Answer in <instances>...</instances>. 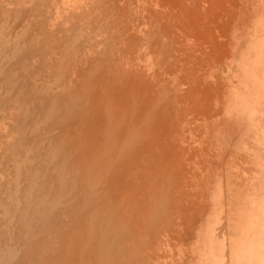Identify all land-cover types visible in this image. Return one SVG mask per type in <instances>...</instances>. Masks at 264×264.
Returning a JSON list of instances; mask_svg holds the SVG:
<instances>
[{
  "label": "rangeland",
  "instance_id": "1",
  "mask_svg": "<svg viewBox=\"0 0 264 264\" xmlns=\"http://www.w3.org/2000/svg\"><path fill=\"white\" fill-rule=\"evenodd\" d=\"M176 1L0 0V264H210V246L231 264L245 221L264 224V6L238 55L204 21L178 28ZM202 34L215 59L176 54ZM137 191L140 217L112 216Z\"/></svg>",
  "mask_w": 264,
  "mask_h": 264
},
{
  "label": "bare ground",
  "instance_id": "2",
  "mask_svg": "<svg viewBox=\"0 0 264 264\" xmlns=\"http://www.w3.org/2000/svg\"><path fill=\"white\" fill-rule=\"evenodd\" d=\"M263 2H264V0H177L176 4H177V11L178 12L176 13L174 18L175 19L177 18L178 28H180V25L182 27H185V28L187 27L188 28V25L190 26L196 21H201V22L204 21L205 23H207L206 27H208V29H209L210 26H213V28H215V32L218 31L220 33L219 40H221V38L223 39V37H224L225 40H221V41H223V43L226 44L229 47V51L231 53L235 54L234 51L236 50V53L239 55L240 52L242 51L241 49L248 43L245 40L244 35L242 34V30H243L244 27L249 26L248 23H247V20H248V22H252V20H251L252 16L255 15L259 11V8H261V6H264ZM137 5L139 6V4H137ZM68 10H69V8H68ZM205 10H206V16H204L205 15L204 14ZM146 12H147V10H146ZM152 12L153 11L151 10V14H154ZM256 16H257V14H256ZM255 19L256 18H254V20ZM143 28L146 29V26L143 27ZM193 28H195V27H193ZM195 29L197 30V28H195ZM139 30L141 31V29H139ZM204 30L205 29H203V31ZM188 31L189 30H187L186 32H188ZM190 31H189V33H190ZM199 31L200 30H197L196 32L199 34ZM196 32L194 33V35L195 34L197 35ZM206 32H209V30H207ZM203 33H205V32H203ZM203 36H205V35H203ZM214 36L217 37L218 35L217 36L214 35ZM205 37H207V39L210 38V40H211V45L209 43L210 46H207L208 48L205 47V46H204L203 49L199 48V46L197 47L196 45H194L195 42L193 40L192 41L193 44H191V45H193V47L196 46L197 50L194 49L195 47L193 48L191 46L193 48V50L192 49L191 50H188V49L186 50L185 49L184 52H183L184 44H181L180 40H177L176 46L178 48H176V50H175L176 54H179V56L182 55L183 60H185L186 62L195 61L196 63H200L201 65L205 64L206 62H209V60L215 59L216 55H215V53L214 54L211 53L212 52L211 49L214 48L215 40L218 41V39H217L218 37L216 39H215V37L214 38L210 37V35L205 36ZM257 37H258V35H256V34L253 35V38H251L250 41H252L253 39H256ZM174 40L175 39L172 40L173 43H174ZM189 40L190 39H188V41ZM185 41H186L185 43L188 45V42H187L186 39H185ZM190 41H189V44L191 43ZM206 41L208 43V40H206ZM197 42H200V41H197ZM201 44L202 43H200V45ZM203 44H205V43H203ZM198 45H199V43H198ZM171 46L173 47V44H170L169 47L171 48ZM209 48H211V49H209ZM252 50L253 51L256 50V46H254V48H252ZM144 51H146V50H144ZM138 55L139 54H137V56ZM148 57L150 59V56H148ZM149 59H148V61H150ZM137 62H139V60ZM148 63L151 64V61L148 62ZM148 63H147V65L144 63L145 64L144 66H148ZM148 70H149V68H148ZM181 73L182 72H180V69L178 70V72L174 71L172 73V77H174V78H170V79H172V80L173 79H177L179 76L182 75ZM151 79H152V77H151ZM209 84H210V87H211L212 84L211 83H209ZM220 84H221V86H223L222 83H220ZM192 86H193V84H192ZM192 86H190L189 88L185 89V90H187L186 92L188 94H194L197 90L200 89V86H198L197 84L194 85V88H191ZM131 99H132V97H131ZM171 110H172V113L170 112L171 116L168 119V127H169L170 130H172L173 134L170 135V138H171L170 140L179 142L180 144L178 143V144H176V146H180L181 144H183L181 142H183L184 135H186V134H184V135L182 134L181 127H182L183 123L181 122V120H182L181 119V115H179L177 113L176 109H175V112H176V115H178V116L173 114V111H174V107L173 106L172 107L170 106V111ZM214 115L215 114L212 113V114H210L208 116V118H210V117L214 118L215 117ZM219 116H221V115H219ZM211 120L213 121V119H211ZM122 128L123 127H121V128L119 127L118 130L121 131V130H123ZM116 131H113V132L116 133ZM118 133H119V137H118V134H117L114 137L115 138L114 140H119L123 136L121 132H118ZM105 134H107V133L104 130V135ZM104 135H103V137H106V135L105 136ZM243 137H244L245 141L248 140V136L243 135ZM81 143L83 144V142H81ZM105 144H106V139H105V142L103 140V144H101L102 147L104 148V152H105V148H106L105 146L108 147V145L107 144L105 145ZM116 144L117 143L113 142V145H116ZM123 147L125 148V145ZM180 147H182V145ZM97 149L99 150L100 148H97ZM182 149H183V147H182ZM213 150L214 149L212 148L210 150V153H212ZM225 151H227V150H220V152H219V150H216L215 154H219V155L221 153L222 154H226ZM192 153H193L194 157H195V155H197V153H199L196 156L197 158L198 157L199 158L202 157L201 154L204 155L203 150L201 152H198L194 148L192 149ZM196 164L193 163V166H195ZM195 168H193V169H195ZM197 169H198V166H197ZM89 174H90V169L89 170L88 169L87 170L83 169V175H82L83 178H85ZM201 180L203 181V179H201ZM244 189H245L244 193L246 195H249V194H252V193L255 192V191H253L252 189H249V188H244ZM129 195L130 194L126 193V195H125L126 196V201H125V203L123 202L124 209H122V212H124V213H121L119 210H113L112 212L115 215H112V216H114L117 219H122V217L127 215V213H130L131 211H133L135 214H132V215L137 219V217L138 218L140 217V214L142 213L143 209L145 208L144 206L147 205L153 199V194L151 196H147L146 197L145 193L141 192V191L140 192L137 191L134 196H129ZM203 198L205 200V197H203ZM16 202L18 203V200H16ZM203 205L205 206L204 203H203ZM254 208H256L257 210H264V206H261V205L259 206V204L256 205V207H254ZM239 209L241 210V213L239 214V216L243 217L247 213L246 212V208L245 207H243V208L240 207ZM116 212L118 214H116ZM243 226L245 228V231L243 233V237H241L238 240V242H234L233 240L230 241V244L228 246L229 250H231L230 263L231 264H264V224H253L252 222L249 223V221L247 220V221H245ZM133 232L135 233V230ZM134 233H132V234H134ZM92 234H94V233H92ZM171 237H173V236L171 235ZM173 242H175V241H173ZM165 245H166V243H165ZM179 246L182 247L181 244ZM168 247H169V245H168ZM180 247H178V250L180 249ZM182 248H184V247H182ZM185 248H186V246H185ZM212 248H213L212 246H210L208 248L209 255L212 258L210 264H221L222 261H223L224 250L223 249L219 250L220 251L219 254L216 255V251L213 250ZM167 249H169V248H167ZM173 249H174V246H173ZM82 250H84V251L86 250V244H85L84 248H82ZM167 251H169V253H170V249L167 250ZM14 254H15V251H14L13 248H11V251L9 252L10 258L4 259L5 262H3L2 264H6L7 262H10L15 257ZM6 260H8V261H6ZM148 260H149V262L150 261L154 262V260L151 259L150 255L148 256ZM153 262H152V264H153ZM199 264H203V262L201 261V262H199Z\"/></svg>",
  "mask_w": 264,
  "mask_h": 264
}]
</instances>
